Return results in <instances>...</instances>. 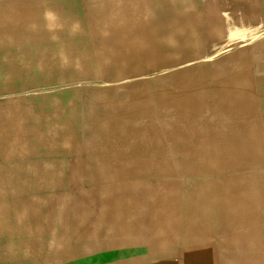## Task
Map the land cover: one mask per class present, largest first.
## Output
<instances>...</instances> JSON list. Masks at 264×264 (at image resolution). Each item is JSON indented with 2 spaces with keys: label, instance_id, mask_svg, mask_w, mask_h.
<instances>
[{
  "label": "crops",
  "instance_id": "1",
  "mask_svg": "<svg viewBox=\"0 0 264 264\" xmlns=\"http://www.w3.org/2000/svg\"><path fill=\"white\" fill-rule=\"evenodd\" d=\"M2 1L0 44H73L92 36L89 21L84 19L83 26L80 17L82 0H77L78 12L69 8L50 11L40 0L38 7L27 10ZM72 16L75 19L70 20ZM23 54L0 51V251L10 247L12 264H16L14 253L19 248L27 264L262 263L258 259L256 227H241L239 223L233 229L225 226L224 218L222 228L195 231L185 227L188 217L183 214L181 201L157 197L156 187L162 186L160 167L144 163L151 159L161 162L153 155L160 149L130 148L126 144L130 136L118 130L128 121L134 128L161 122V107L151 109L150 104V112L158 113L153 120L136 115L125 104L127 90L116 84L120 79L115 78L114 71H98L91 57L83 59L71 51L66 56L57 51ZM98 80L105 86H74ZM92 96L100 99L91 100ZM155 98L159 96H154L156 102ZM263 107L264 101L249 112V121L243 120L250 124L249 133H226L228 140L238 145L248 138L250 151L247 153L243 144L242 150L232 151L249 164L236 168L234 174L229 170L228 174L219 172L221 179L214 182L223 194L234 188L225 182L226 175L241 177L249 166L250 172H258L256 159L247 160L245 156H264ZM235 110L243 114L247 109ZM130 113L134 114L132 119ZM132 138L144 139L145 134ZM170 159L175 161V157ZM189 183L183 180L171 184L198 192L204 182L198 183L199 188ZM257 185V180L241 184L240 194L252 196ZM175 203L177 211L173 210ZM169 212L175 213L178 227L162 231L159 219ZM24 242L26 247L22 246Z\"/></svg>",
  "mask_w": 264,
  "mask_h": 264
},
{
  "label": "bare ground",
  "instance_id": "2",
  "mask_svg": "<svg viewBox=\"0 0 264 264\" xmlns=\"http://www.w3.org/2000/svg\"><path fill=\"white\" fill-rule=\"evenodd\" d=\"M40 2L43 3L44 8L50 11H57L58 8H69L77 11L79 8L77 0H62L59 2L54 0H40ZM40 2L38 0H3L2 4H11L13 7L17 5L18 9L27 10L37 6ZM81 4L82 16L80 17H82L83 26L84 19H87L90 24V34L92 33V36L96 35L101 37H92L90 35L91 38L83 39L73 44L61 43L48 45L47 41H45L46 44H0V51L8 53L19 51L24 53L23 55L57 51L63 54V56H66L71 51L79 53V56L83 59H89L90 57L94 59L95 56L99 55L100 51H104L106 48L95 41L118 33L127 36L131 34L127 32V29L134 28L135 33L133 35H135L137 40L136 44H119L116 47V52L112 55V59L104 62L102 66H97L94 62L98 71L105 73L114 71L112 73L115 78L120 79L116 84L125 86L127 90L125 104L128 108L136 112V115L141 114L152 120L154 118L156 119L158 113L150 112V104L151 109L154 106H158L167 109L168 112L170 111L168 113L170 115H166V120L175 121L176 126L179 123L178 126L184 136L182 137L184 142L183 146L187 149L188 147H194L196 145L201 149L194 158L196 160L194 165L195 167L197 166L196 173L205 175L206 177L209 173H223L225 170V173L228 174L229 165H234L238 168L249 164L248 161H240L238 158L241 156L238 157L232 153L235 148L242 150L243 146L246 148L245 151L249 153L250 146L247 144L249 142L248 138L241 139L242 143L240 142V145L236 144L235 140L233 141L231 138L229 140H206L197 144L191 143L194 140H190V138L198 131L206 130L204 128L206 126H202V123H192L193 120L197 119L195 116L199 117L207 113L209 115H216L219 119L224 117L230 120L231 118L236 119L234 116L237 115V119L243 118L244 121H249V117L252 115L249 112L252 111L255 105H258L259 108L261 103H263L264 76L253 79L250 76V71L253 54L261 53L264 60V36L255 42L252 48L230 46L224 48L219 47L220 49L216 47L214 50H208V47L219 44L225 39L227 26H231L235 19L254 20L257 18V13L255 12L257 8L264 13V0H82ZM260 16L264 18V14H260ZM73 19L75 18L72 16L70 20ZM22 24L24 25L25 23ZM137 28H139L138 31ZM15 30L17 29L14 28L13 31ZM49 36L51 35L49 34ZM212 51L214 54L217 53V55L222 52H227L226 56L223 57L224 59L241 57L242 61L232 68L225 66L218 67L216 61L219 62L221 58L210 55ZM209 56L215 60H212V62L209 61ZM105 59L107 60L108 56L105 55ZM54 62L56 63V61ZM90 64L92 65V63ZM259 67L264 69V61L262 63L260 62ZM14 72L16 73V71ZM159 74L162 75V82L167 80L173 85L172 89L168 86L160 85L159 81L153 80ZM137 77L144 79L141 82L133 81L131 82L132 84L126 85V81ZM27 78L29 77L27 76ZM18 91L15 92L18 93ZM157 95L159 98H155V102L154 96L157 97ZM238 107H245L247 110L245 112L243 111V114H238L235 110ZM223 109L228 112H223ZM128 117L132 119L134 114L130 113ZM129 122L124 124V129L122 130L138 133L139 126L138 128H134ZM144 126L147 127L152 140L145 138L136 140V138H133L134 141L130 148H160V124L155 120V122L144 123ZM230 127L229 132L234 134H239L240 132L249 133L251 131L250 124L246 122L232 124ZM148 140L153 146L147 145ZM210 143H212L214 148L219 149V151L222 148L228 149L233 156L229 155L224 157L222 155L220 158L219 156H207L205 152ZM245 157H248L247 160L255 161L256 159V164L264 165V156L247 154ZM161 160V162L155 163L151 159L150 161L147 160L144 164L147 166L158 165L157 167H160V171L158 172H160L162 178L164 177L163 179L169 177L174 179L168 184V187L171 186L172 188L170 187L171 189L169 191L171 190V192L166 194L165 199L181 201V205L184 208L183 214L188 217V222L185 227L190 226L195 231L197 229H219L222 228L221 223L224 222L225 218L226 227L233 228L239 226L240 223L241 227H256L264 233V187L257 185L254 191L251 190L252 196H249L248 193L240 194L241 184L249 185L253 181L258 180V174L250 172V166L244 172H241V177L229 178L226 175L225 182L234 186L232 191L225 190L226 192L223 194L221 188L214 181L205 180L203 181L205 183L200 186L198 192H191L180 187L178 184H171L184 180L182 178L184 176L181 177L177 175L178 173L175 170H172V165L176 164V160L175 162L170 158H162ZM183 163L184 165L187 164L185 161ZM19 174L21 173L19 172ZM21 181L24 180L22 179ZM6 184L8 183L6 182ZM247 187L249 189V186ZM223 195H225L226 199H223ZM176 209L177 206L175 203L173 210ZM177 223L179 221H177L175 213L169 212L159 219L158 227L162 231L167 229L173 231L174 228L177 229ZM39 231L36 232L40 233ZM258 259L259 261L262 260L261 264H264V255L263 258H259L258 256Z\"/></svg>",
  "mask_w": 264,
  "mask_h": 264
},
{
  "label": "rangeland",
  "instance_id": "3",
  "mask_svg": "<svg viewBox=\"0 0 264 264\" xmlns=\"http://www.w3.org/2000/svg\"><path fill=\"white\" fill-rule=\"evenodd\" d=\"M86 6H88V5L86 4ZM255 12L257 13V18L254 20L249 21L248 19L245 20V19H241V18L235 19V21L233 22V24L231 26H229V25L227 26V32H226L225 39L222 42H220L219 44H215L213 46L210 45L208 47V50L209 49L214 50V48H216V47L218 49H220V48L230 47V46H234L237 48H252V47H254L253 46L254 43L259 41V39H261L262 36H264V18L263 17L261 18V16H260V14H264V13L261 12L260 9H258V8L255 9ZM138 29L139 28H137V31H138ZM127 32H130L131 34L127 35V36H123L120 33H118V34L112 35V36L108 35L102 39H98L97 41H95L99 45L106 47L104 49V51H100L99 55L94 57V62H95V64H97V66H102V64L104 62L111 60L112 55H114V53L116 52V47L119 44L125 43V44H129V45L130 44L134 45L137 43L135 35H133V33H135L134 28L133 29H127ZM226 53L222 52V53H219L217 55V53L214 54L212 51V53L210 52V55H212L214 57L221 58V59H219L220 60L219 62L216 61L217 62L216 65L218 67H220V66L224 67L225 66L227 68H229V67L232 68V67L236 66L239 62L242 61L241 57H237V58H233V59H224L223 57L226 56ZM105 55L108 56L107 60L105 59ZM110 56H111V58H110ZM262 56L263 55L261 53L260 54L255 53L252 56V59H251L252 66H251L250 76L253 79L255 77H263L264 76V69L259 67L260 62L262 63L264 61ZM212 60L214 61L215 59L213 57L209 56V61L212 62ZM161 77H162V75L159 74L153 80L159 81L160 85L168 86V87H170V89H172L173 85L170 84L167 80H164V82H162ZM143 79L138 78V77L133 78L131 80L126 81V85L132 84L131 82H133V81L141 82ZM92 82L83 83L81 85L77 84L74 86H76V87H78V86H81V87L105 86V83H102L101 81H98V82L92 81ZM54 92H56V91H54ZM40 93H44V91L40 90ZM22 94L23 93H19V95H22ZM29 96H31V95H29ZM99 99H100L99 96H94V97L92 96V98H91V100H99ZM169 112L167 111V109H163L161 111V115H160L161 122H159L161 143L159 144L160 148H158V150L159 149L160 150L158 152L154 153L153 155L156 157H159L161 159L162 158L175 157L176 164L172 165V167H173L172 170H175L178 173L177 175H179L181 177L184 176L182 178H184V180L186 182H191V183H189V185L190 186L192 185L195 188H199L198 183L203 182L205 180L219 181V179H221V177H218V176H221V175L217 172H214L211 175L206 176V177H205V175H201L199 173H196L195 170L197 169V166L195 167V165H194L195 164L194 162H196V160H194V158H195V156H197V154L200 152L201 149L199 148V146H196V145H194V147H188L187 149L183 146L184 142H183L182 137H184V136L182 135L181 129L178 126L179 123H177V126H176L175 121H167L166 120V115H170V114H168ZM195 118H197V119L193 120L192 123L197 124L198 122H200V123H202L201 124L202 126H206V127H204V128H206V130L205 131L201 130V132L198 131L197 133L194 134L195 137L193 136L190 138V140H192V139L194 140V141H191V143H193V144L201 143L202 141H206V140H221V139L228 140L229 136H227L226 133L229 132V130L231 129L230 125L243 122L242 121L243 118H238V119L236 118L234 120H231V119L227 120L224 117H222L221 119H219V118H217L216 115H209L207 113L200 115L199 117L195 116ZM170 129H171V131H170ZM118 131L119 132H126L130 136V139L128 138L126 141V144H128V147H131L132 142L134 141V139L132 138L133 135L136 136V135H140V134H145V139L152 140V137H151V135H149L148 129H147V127L144 126V123L139 126L138 133H131V132L125 131V130H118ZM164 131H166V132H164ZM176 132H178V133H176ZM136 140H139V139L136 138ZM149 140H148L147 145L153 146V144ZM187 144H189V143H187ZM123 146H125V145H123ZM229 153H230V151L226 148H222L221 151H219V149H216L212 146V143L209 144V146L205 152V154L207 156H215V157L219 156V158H220V156L222 157V155L224 157L232 155L231 153L230 154ZM187 158H189V159H187ZM183 161H185L186 163H187V161H189V162L186 165H184ZM229 166H230V167H228L229 172L231 174H234V172L237 171L236 170L237 167L234 165H229ZM258 167H259L258 172H257V174H258V180H257L258 185L260 187H262V186L264 187V165H258ZM249 168H250V171H252V167H249ZM196 176H199V177H196ZM163 178H161L162 179V186L160 188L158 186L156 187L157 197H159V198L165 197L166 194H168L170 187H168V184H166V183L174 180V179H172V177L171 178L169 177L166 179H163ZM196 185H198V186H196ZM257 232H258V256H259V258L260 257L263 258V255H264V233L261 232V230H259V229H257ZM25 243L26 242L22 243L23 247L27 246V245H23ZM8 249L10 250L9 246H8ZM9 250L0 251V264H12V261L10 262L9 254L11 252ZM18 250H19L18 252L14 253V254H16L15 259H14V260H17L16 264H27L26 262L23 263V257H22V252L20 251V248ZM260 262H262V260H260ZM13 264H15V262Z\"/></svg>",
  "mask_w": 264,
  "mask_h": 264
}]
</instances>
